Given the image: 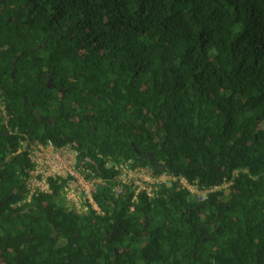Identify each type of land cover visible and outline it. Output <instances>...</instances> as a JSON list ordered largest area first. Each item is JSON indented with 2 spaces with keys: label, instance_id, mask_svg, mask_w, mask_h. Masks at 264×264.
Instances as JSON below:
<instances>
[{
  "label": "trees",
  "instance_id": "1",
  "mask_svg": "<svg viewBox=\"0 0 264 264\" xmlns=\"http://www.w3.org/2000/svg\"><path fill=\"white\" fill-rule=\"evenodd\" d=\"M0 104L3 246L36 264H264V0H0ZM34 140L110 179L120 158L234 187L106 188L103 215L24 203Z\"/></svg>",
  "mask_w": 264,
  "mask_h": 264
},
{
  "label": "built area",
  "instance_id": "2",
  "mask_svg": "<svg viewBox=\"0 0 264 264\" xmlns=\"http://www.w3.org/2000/svg\"><path fill=\"white\" fill-rule=\"evenodd\" d=\"M0 106L4 109V106ZM23 150L27 152L31 163L26 171L27 199L24 203H30L43 194L56 193L58 202L64 203L68 209L79 215H103L97 197L106 188H110L116 197H122L130 191L133 202H136L143 193L153 199L162 187L172 188L178 184L180 189L190 192L194 201L203 202L212 193L223 192L230 195L235 182L233 177L220 186L199 187L187 178L169 171L157 175L149 167L120 158L105 160V168L114 172L110 179L90 166L94 163L81 160L79 151L72 145L57 146L50 140H34L27 142L26 149ZM110 180H115L116 184L111 185Z\"/></svg>",
  "mask_w": 264,
  "mask_h": 264
},
{
  "label": "flooded vegetation",
  "instance_id": "3",
  "mask_svg": "<svg viewBox=\"0 0 264 264\" xmlns=\"http://www.w3.org/2000/svg\"><path fill=\"white\" fill-rule=\"evenodd\" d=\"M9 212V209L7 210ZM26 212H30V209H27ZM3 220V219H2ZM2 236H8V233L1 232ZM59 233L53 228L51 236L53 238H58ZM26 243H23L22 247L18 249L17 247H5L3 246V242L0 241V264H36L35 256L39 255L38 249H31L29 251H25ZM24 253H31V257L23 256ZM116 256L119 255L120 251H115ZM34 261V262H33Z\"/></svg>",
  "mask_w": 264,
  "mask_h": 264
},
{
  "label": "water",
  "instance_id": "4",
  "mask_svg": "<svg viewBox=\"0 0 264 264\" xmlns=\"http://www.w3.org/2000/svg\"><path fill=\"white\" fill-rule=\"evenodd\" d=\"M49 87H51V86H49ZM36 113H37V112H36ZM26 146H27V142L25 143L23 149H26ZM151 162H152V164H154L152 159H151Z\"/></svg>",
  "mask_w": 264,
  "mask_h": 264
}]
</instances>
